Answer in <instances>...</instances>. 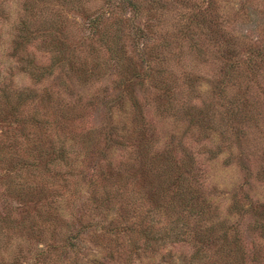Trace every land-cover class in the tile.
<instances>
[{
	"label": "rangeland",
	"instance_id": "obj_1",
	"mask_svg": "<svg viewBox=\"0 0 264 264\" xmlns=\"http://www.w3.org/2000/svg\"><path fill=\"white\" fill-rule=\"evenodd\" d=\"M136 3L0 0V264H187L192 237L118 253L141 222L183 225L147 200L157 155L202 201L203 220L179 211L192 231L221 220L264 261V0Z\"/></svg>",
	"mask_w": 264,
	"mask_h": 264
},
{
	"label": "trees",
	"instance_id": "obj_2",
	"mask_svg": "<svg viewBox=\"0 0 264 264\" xmlns=\"http://www.w3.org/2000/svg\"><path fill=\"white\" fill-rule=\"evenodd\" d=\"M113 0H107L108 3L112 2ZM117 4L120 6H129L132 8V10L137 9V3L136 0H116ZM113 4V3H112ZM101 15L96 14V16H91L90 17V27L93 31L99 32V26L101 24ZM23 27H27L25 22H23ZM100 34L102 37H108V41H110L113 44L114 38L110 37V30L109 29H102L100 30ZM24 36V35H22ZM21 36V37H22ZM15 43H18L17 40H15ZM15 51V50H14ZM17 53V51H15ZM159 73H162V71H159ZM15 93L10 87V83L6 84L5 82L2 83V87H0V100L5 99L8 100L11 96H15ZM19 97V96H18ZM20 98V97H19ZM12 107H17L16 104L12 103ZM65 151H61L60 156L58 158L62 159L64 156ZM168 158H164L163 160H159V155H157L154 159V163H159L160 161L161 164L157 166V169L159 172L162 174L164 181V190L162 191H155V186L154 188L152 187L151 184H149V193H148V198L150 202L156 204V203H161L163 200V205L164 208L168 213L174 212L176 214L175 221L176 222H182V226H177L171 225L169 223V226H165L163 229V232L159 231H153L151 228L142 227V222L139 224L140 230H139V236L137 238L133 237V235L130 236L129 238V243L128 247L130 246L131 248L127 251V248L125 249V246L122 247L121 249L118 250V253L120 254V257L122 255V258L131 259V253H134L138 251V248H143V250H146L147 247L151 246V243L149 242L150 240H159L161 242L168 243V240L170 241H175L180 238L182 239H188V237H192L195 241H197L200 246L196 248L195 251H193L190 254V259L187 261V264H214L217 259H213V257L219 258L220 262L222 264H248V261L246 260V252H245V247L243 245V242L241 240V237L239 236L238 232H234L231 235L228 234L229 227L227 229L223 228V223L221 220H216L215 223L210 224L206 229H202L201 231L195 232L192 231L188 225L186 224L188 220H185L184 222L181 218L180 212H184L189 214V217L194 218V219H199L203 220V217H205V210L202 208V201H199L197 197L194 196L193 191L191 189H188V186L186 187L184 185H178L179 183L182 182V177L181 174L175 175V174H170L171 168L169 164L166 162ZM165 160V161H164ZM151 166V165H150ZM40 167L38 162H35L33 160H29V158L21 159L20 161V169H28V170H36L39 169ZM41 168V167H40ZM152 177L151 174L147 171L145 167H142L138 180L139 182L142 180L141 184H148L150 181L148 178ZM147 186V185H144ZM27 187L29 189H33V184L32 182L27 184ZM143 188V187H142ZM171 193H166V190H169ZM162 197V199H161ZM158 205V204H157ZM264 212V203H261L259 205ZM261 217L260 222L258 225H260L262 228L261 230H264V220L262 214L259 215ZM143 222H146L145 220ZM147 223V222H146ZM168 223V222H166ZM215 225V226H214ZM202 228V227H201ZM213 230L217 231L216 234H214ZM138 232V231H137ZM152 233L151 237H148L149 233ZM141 237L145 238V242L141 241ZM77 238V233L74 235L69 234L67 236V248H72L75 247V254L74 258L76 257L78 248L76 247L75 243H72L73 239ZM150 244V246H149ZM127 246V245H126ZM207 248V249H204ZM208 249H212V254L209 255L207 253ZM47 252H53L52 251V246L48 247L46 251H43L41 255H45L47 257ZM55 252V251H54ZM55 255V253H54ZM117 256V255H116ZM212 256V257H211ZM255 256H252V259ZM110 260L115 259L114 253L109 254ZM51 260V259H50ZM107 259H104V261L101 260H92L91 262L93 264H106ZM193 262V263H189ZM253 264H264L263 262L258 261L257 259H254Z\"/></svg>",
	"mask_w": 264,
	"mask_h": 264
}]
</instances>
